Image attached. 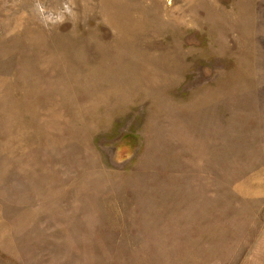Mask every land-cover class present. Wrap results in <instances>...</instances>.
I'll use <instances>...</instances> for the list:
<instances>
[{"label": "rangeland", "instance_id": "1", "mask_svg": "<svg viewBox=\"0 0 264 264\" xmlns=\"http://www.w3.org/2000/svg\"><path fill=\"white\" fill-rule=\"evenodd\" d=\"M0 264H264V0H0Z\"/></svg>", "mask_w": 264, "mask_h": 264}]
</instances>
